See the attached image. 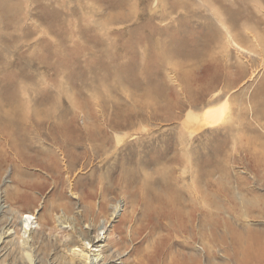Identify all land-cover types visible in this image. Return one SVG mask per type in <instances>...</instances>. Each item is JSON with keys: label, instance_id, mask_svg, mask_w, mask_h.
Listing matches in <instances>:
<instances>
[{"label": "rangeland", "instance_id": "rangeland-1", "mask_svg": "<svg viewBox=\"0 0 264 264\" xmlns=\"http://www.w3.org/2000/svg\"><path fill=\"white\" fill-rule=\"evenodd\" d=\"M120 1L52 0L50 34L39 18L45 12L36 5H24L26 26L35 30L27 40V52L39 60L50 42L58 54L53 64L62 72L54 77L56 91L66 92L55 110L59 120L50 131L51 139L39 144L55 154L59 172L52 174L49 163L30 152L23 155L31 163L21 166L11 143L0 135V264H86L91 245L98 246L95 250L103 256L104 264H148V259L141 257L143 247L150 253L162 247L166 233L158 229L142 243L154 223L158 225L154 218L161 205L153 198L166 195L162 185H156L153 193L139 194L138 183L120 181L118 167L101 190L97 184L104 161L83 159L77 156L81 151L71 146L62 149L64 152L56 146L54 141L62 138H85L90 112L111 121L128 116L144 119L133 130L125 128L110 135L120 141L117 150L141 139L149 178L164 179L172 166L173 173L183 180L178 187L193 198L195 224L201 232L228 228L264 233V157L260 164L254 159L260 152L236 150L229 142V137L243 135L264 141V118L259 114L264 102V0H162L165 20L159 19L163 13L160 0H128L135 8L136 22L105 27L116 42L114 53L121 73L109 74L99 64L100 69L88 75L76 60H84L81 56L85 53L80 52L85 47L97 52L99 59L101 47L92 36L99 22L115 13H128V7H119ZM84 16L91 20L89 27L81 25ZM148 16L154 24L144 28L143 36L150 37L159 29V42L165 40L169 51L177 53L160 73L155 70L150 74L149 67L156 65L153 58L147 60L145 69L137 64L136 53L124 54L135 42L128 33ZM2 33L0 60L3 50L14 51L20 44L19 33L13 28L6 26ZM115 34L121 36L117 41ZM188 55L195 60L183 65ZM3 72L0 64V77ZM115 75L123 78L122 82H116ZM212 114L217 122L208 124L207 116ZM177 135L185 139L182 146L175 143ZM72 154L78 159L69 172L65 170L66 157ZM178 156L186 165L174 170L175 162H167ZM158 170L162 172L156 174ZM249 210L260 213L254 212L255 217L250 218L245 213ZM232 213L245 218L243 226L233 220L230 226L205 222L206 216L232 217ZM26 215H32L35 224L23 239ZM200 244L199 240L193 242L192 250L200 252ZM156 264H163V257L159 256Z\"/></svg>", "mask_w": 264, "mask_h": 264}, {"label": "bare ground", "instance_id": "bare-ground-1", "mask_svg": "<svg viewBox=\"0 0 264 264\" xmlns=\"http://www.w3.org/2000/svg\"><path fill=\"white\" fill-rule=\"evenodd\" d=\"M128 2V0H121L119 4V7L122 9L128 7L127 14L123 12L115 13L114 16L99 22L97 25V29H95L94 36L92 37L94 43L101 47L98 52L99 59L96 54L97 52L92 51L89 47L83 48L80 52V54L85 53L81 56L84 60L82 62V59L76 60V64L78 67L82 65L81 69L83 68L84 71H87L88 75L89 73L93 75L96 72L94 70L99 68H97L99 64L109 74L113 73V75H117V73H121L119 68L121 66L118 62L116 63L117 54L114 53L117 48L116 42L115 40L111 41V37L105 27L114 23L130 24L135 21V8L133 5L129 6ZM31 4L36 5L38 10H41V13L45 12L43 17H40V14L39 18L45 21L48 34H50L51 24L49 13L52 0H0V43L4 40L2 29L6 26L13 28L19 33L18 38L20 41L19 46L14 51L6 48V50L1 52L0 64L3 65L4 72L0 77V135L11 143V149L17 153L21 166H29L31 163V161L29 162L24 157L23 153H34L41 156L43 161L49 163L48 165L51 167L50 172L56 175L59 172V161L49 148L41 147L39 144L44 140L51 139L50 131L53 128L55 120H59L56 117L55 110L59 105L60 97H65L66 92L62 89L56 91V88H54V77L62 74V72L53 64V59L58 57V54L53 48V44L46 42L45 55L39 60L37 55L30 54L26 50L27 40L31 38L35 30L33 27L31 29L26 26L27 18H25L23 9L24 5ZM162 5L163 13L160 12L159 19L165 20L167 18L164 12L165 10H163L165 3H162ZM34 16L38 17L36 13ZM82 22V26L89 27L91 24L88 16L82 17ZM153 24L152 19L148 16L139 24V27H134L128 33L130 37L135 39L134 47L127 46L128 49L124 53L130 56L136 53V57L138 58L137 64L139 67L145 69L147 68L145 64L147 60L150 59L151 61V58H153L156 65L149 67L150 74H153L155 70L160 73V69L166 67L168 62L173 59V56L177 55V53L174 54L172 51H169L168 44L165 40L164 42H159L157 36L162 34V31L160 32L159 29L150 37H148V34L147 37L143 36L144 28L151 27ZM115 36L116 41L121 37L118 34H115ZM121 45L125 46L124 44ZM27 46L28 49L34 50L33 45L27 44ZM13 52L14 54L12 55ZM192 60H195L194 56L188 55L183 59L182 64L185 65L184 63ZM61 64L68 65L67 62H61ZM238 68L241 67L239 66ZM84 71L82 72L83 74ZM116 75L115 81L122 82L123 78H118ZM83 105L84 103L81 102L80 106L83 107ZM261 106H263V110H260L259 114L264 118V102ZM96 111L100 112V109ZM66 114L67 110L63 115ZM89 115L91 122L87 128L88 133L85 134V138H78L77 140L62 138L54 141L60 151L64 152L62 149L71 146L73 150L81 151L77 156L81 155L79 157L83 159L104 161L101 167L102 172L99 175V185L97 184L101 190H103L101 185H104L106 181L110 180L113 170L121 167L120 181L127 180L129 185L135 182L138 183L139 186L136 188V191L139 194L153 193L156 185H162V188L166 191L165 196L155 195V198H153L158 205H161V210H159L161 212H157V216L154 218L159 220V222L156 225L151 219L156 229L153 228L142 239V243H144L155 234L157 229L161 230L166 233L161 243L162 247H158L153 253H150L147 247H143L142 259L147 258L148 264H156V259L159 256L163 257V264H264V233L228 228L218 229V231L205 228L201 232L198 229L199 225L195 224L197 218L193 198H189L188 195L191 196V194L187 195V193L178 187L179 182H183V180L180 174L179 176L173 173L172 166H170L171 174H167L164 179L159 180L158 176L149 178L151 173L147 172V162L144 161L146 152L141 150L144 145L141 139L133 141L124 150H117L116 146L120 141L117 138L114 140L112 136L125 128L133 130L144 119L128 116L125 118L118 117L117 120L111 121L102 115L100 119L95 112H90ZM167 118L170 120L169 117ZM207 118L209 120L208 124H215L217 122L215 114L209 115ZM175 139V143H180L181 146L185 141L184 137L180 135H177ZM113 140L115 149L110 147ZM229 142L234 145L233 147L236 150L247 151L248 153V150L251 149L255 153L260 152V156L255 154L254 159L255 161H259L260 164L263 162L261 158L264 157V141L261 142L258 138L250 140V138L243 135L237 139L229 137ZM2 153L3 149L0 144V155ZM77 156L72 154L66 157V161L68 162V166L65 165L66 171L69 170L70 172L75 167L78 159ZM62 159L64 160L65 158L63 157ZM183 160V157L178 156L174 158V161H168L167 163L172 164L175 162L173 165L175 170L178 167L185 168L186 163ZM261 165L263 166L264 164ZM161 172L162 170H158L156 174H160ZM120 186L121 184L119 183L118 187ZM254 212L258 215L260 213V211L252 210L245 213H247L246 216L253 218L255 217L253 215ZM232 214V217H224L221 214L219 216H206L205 222L206 224H210L213 221L218 226H230L233 220L239 226H243L245 218H242L237 213ZM241 214L245 215L242 212ZM34 220L35 218L32 215H26L24 218L22 227L23 239H27L28 234L34 229ZM170 240H172L171 245L168 244ZM197 240L202 244L201 251L199 250L200 252H196V250L194 252L192 250V244ZM167 244L169 247L166 246ZM97 247L91 245L87 248L93 250H91L89 256H85L86 264H104L103 256L95 250ZM181 249L187 252L184 253Z\"/></svg>", "mask_w": 264, "mask_h": 264}]
</instances>
